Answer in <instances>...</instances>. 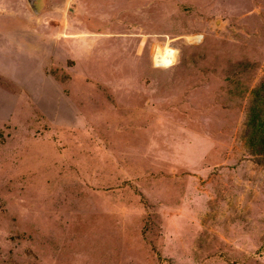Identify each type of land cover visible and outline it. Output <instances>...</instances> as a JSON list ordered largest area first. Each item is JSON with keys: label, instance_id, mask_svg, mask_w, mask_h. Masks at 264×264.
<instances>
[{"label": "rangeland", "instance_id": "374dc122", "mask_svg": "<svg viewBox=\"0 0 264 264\" xmlns=\"http://www.w3.org/2000/svg\"><path fill=\"white\" fill-rule=\"evenodd\" d=\"M263 80L264 0H0V264H264Z\"/></svg>", "mask_w": 264, "mask_h": 264}, {"label": "trees", "instance_id": "16d2710c", "mask_svg": "<svg viewBox=\"0 0 264 264\" xmlns=\"http://www.w3.org/2000/svg\"><path fill=\"white\" fill-rule=\"evenodd\" d=\"M243 139L249 150L264 160V80L253 90L247 106Z\"/></svg>", "mask_w": 264, "mask_h": 264}, {"label": "built area", "instance_id": "2783aa9c", "mask_svg": "<svg viewBox=\"0 0 264 264\" xmlns=\"http://www.w3.org/2000/svg\"><path fill=\"white\" fill-rule=\"evenodd\" d=\"M165 48H169V47L166 46V47H164L162 50H161V49L159 50V48H158L156 51H159V53L162 54V53L164 52V49H165ZM171 49H172V48H171ZM172 50L175 51V53H174V59H173V62H174L175 59H176V55H177V53H176V50H175V49H172ZM173 62H172V63H173ZM172 63H170V64H172ZM170 64H169V65H170ZM163 66H166V65H163ZM158 67H160V66H158Z\"/></svg>", "mask_w": 264, "mask_h": 264}, {"label": "water", "instance_id": "95a60500", "mask_svg": "<svg viewBox=\"0 0 264 264\" xmlns=\"http://www.w3.org/2000/svg\"><path fill=\"white\" fill-rule=\"evenodd\" d=\"M29 2H31V3H32V2H33V0H29Z\"/></svg>", "mask_w": 264, "mask_h": 264}]
</instances>
